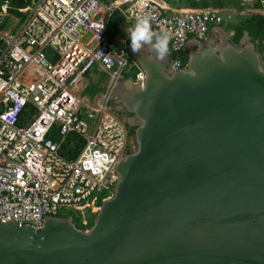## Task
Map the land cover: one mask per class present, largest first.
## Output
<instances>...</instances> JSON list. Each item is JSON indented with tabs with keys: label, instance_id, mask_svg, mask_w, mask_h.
<instances>
[{
	"label": "water",
	"instance_id": "water-1",
	"mask_svg": "<svg viewBox=\"0 0 264 264\" xmlns=\"http://www.w3.org/2000/svg\"><path fill=\"white\" fill-rule=\"evenodd\" d=\"M227 35L180 70L128 39L146 79L110 95L135 128L114 195L88 232L0 219V264H264V47Z\"/></svg>",
	"mask_w": 264,
	"mask_h": 264
},
{
	"label": "built area",
	"instance_id": "built-area-1",
	"mask_svg": "<svg viewBox=\"0 0 264 264\" xmlns=\"http://www.w3.org/2000/svg\"><path fill=\"white\" fill-rule=\"evenodd\" d=\"M13 1L3 0L0 8V219L35 229L48 217L74 223L73 215H61L67 208L88 232L102 203L114 195L116 167L133 147L127 123L110 106L111 92L128 66L136 70L130 82L143 86L146 79L126 50H112L110 16L119 10L135 26L150 15L154 33L170 34L176 70L186 66L182 54L190 37L204 40L224 16L210 8L173 12L160 0H30L21 8ZM239 1L264 12V0ZM17 15L26 18L19 31L3 29V21ZM87 33L91 38L84 43ZM96 65L110 74L111 84L92 101L75 88ZM54 128L56 138H50ZM71 135L82 143L69 159L61 151Z\"/></svg>",
	"mask_w": 264,
	"mask_h": 264
},
{
	"label": "crops",
	"instance_id": "crops-1",
	"mask_svg": "<svg viewBox=\"0 0 264 264\" xmlns=\"http://www.w3.org/2000/svg\"><path fill=\"white\" fill-rule=\"evenodd\" d=\"M123 1L125 0H115L113 2H110V1H106V2L120 3ZM160 2L164 6L170 8V10L173 12L194 11V10L210 8V9L218 11L223 16L231 17V19H229L230 22H228L227 25L223 23L220 26H213L204 40H201V41L196 40L194 37L191 36L189 40V44L186 46L183 52V55H182V58H187V59L189 58V55L192 54L193 51L197 50L204 41H206L207 43H210L211 45H214V47H219L222 45L224 39L228 38L227 33L230 35L231 39H234L235 35L232 36V32L235 33L234 26L241 24L248 17H251L252 15L258 13L256 12V10H251L247 6H244L239 0L203 1L204 2V6H202L203 8L199 6L194 0H160ZM205 3H208V5L205 6ZM133 27H134L133 25L125 23V32L127 34L128 39L130 38L129 37L130 29H132ZM128 39H127V42H126V38L124 37H119L117 39L118 43L127 45L126 51L128 50V42H129ZM130 60L137 64L136 61L132 59ZM101 71H105V70L100 65H96L92 69V71H90L87 75H85L82 78V80L79 82L77 87L75 88L76 94H78L80 97L89 98L92 101H96L97 99L101 98L107 92L111 84L110 79L108 82H104V83L100 82L98 72H101ZM128 84H129L128 87H130V89H132L133 87L134 88L137 87V85H135L133 82H129ZM110 103L113 104V108L114 107L115 109L119 108V105H115L112 102V100L110 101ZM117 113L116 114L120 116L125 122H126V119L131 116V115L127 116V115L121 114L119 111H117Z\"/></svg>",
	"mask_w": 264,
	"mask_h": 264
},
{
	"label": "trees",
	"instance_id": "trees-1",
	"mask_svg": "<svg viewBox=\"0 0 264 264\" xmlns=\"http://www.w3.org/2000/svg\"><path fill=\"white\" fill-rule=\"evenodd\" d=\"M30 0H14L13 5L15 7H24L28 4ZM108 1V0H105ZM199 6H204L203 1L208 0H194ZM208 3H205V6H207ZM203 8V7H202ZM12 13L16 12L14 10H11ZM125 19L119 10H115L112 15L110 16L108 20V36H109V42L112 47V50L116 53H121L123 50H126L127 45L126 44H120L117 42V39L119 37L126 38L127 42V34L125 32ZM235 31V37L234 42L240 43V40L242 39L244 32L248 31L250 36L254 39V41L258 42L259 49L263 50V42H264V13L259 11L257 14L252 15L251 17H248L244 22L241 24L234 26ZM184 64H187L188 59L183 58ZM57 129L54 128L53 132L49 134L50 138H56ZM82 140L76 135H71L69 137L68 142L63 146L61 154L63 156H66L69 159L77 157V155L80 152ZM74 223L79 229H84L81 225L80 221L78 219H74ZM93 226L94 222L91 223Z\"/></svg>",
	"mask_w": 264,
	"mask_h": 264
},
{
	"label": "clouds",
	"instance_id": "clouds-1",
	"mask_svg": "<svg viewBox=\"0 0 264 264\" xmlns=\"http://www.w3.org/2000/svg\"><path fill=\"white\" fill-rule=\"evenodd\" d=\"M95 3V0H93ZM152 17L145 14L137 19L135 26L130 29L129 37L133 53H140L144 46H150L159 61L170 55V34L166 31L154 33L151 24Z\"/></svg>",
	"mask_w": 264,
	"mask_h": 264
},
{
	"label": "rangeland",
	"instance_id": "rangeland-1",
	"mask_svg": "<svg viewBox=\"0 0 264 264\" xmlns=\"http://www.w3.org/2000/svg\"><path fill=\"white\" fill-rule=\"evenodd\" d=\"M108 1L113 2L115 0H108ZM2 3H3V0H0V8H1V4ZM17 16L18 17H16L15 19L8 18L7 20H4L3 23H2V25L4 26L3 29H5L7 31L11 30L14 34H16L19 31V29L21 28V26L23 25V23H24V21L26 19L25 16H23V15H17ZM17 18H18V22H17ZM228 22H230V20L228 19V16H224V24L227 25ZM16 24H17V26H16ZM90 38H91V34L90 33L85 34L83 42L86 43ZM127 59L129 60V63L132 64V61L128 57H127ZM135 72H136V70L132 71L130 69V66H128V67H126L124 69L125 77L127 79H130V80H134ZM98 76H99L100 82H102V83L108 82L109 79H110V75L107 72H105V71L98 72ZM110 106L112 107L113 111L115 113H117V110L115 109V107L113 108V104L112 103H110ZM96 120H97V118L95 117V119L92 120V123H95ZM92 131H93V129L91 128L89 133H92ZM61 215L62 216H71V215H73L75 219H79V214L75 213L72 209H67V208L63 209L61 211Z\"/></svg>",
	"mask_w": 264,
	"mask_h": 264
},
{
	"label": "flooded vegetation",
	"instance_id": "flooded-vegetation-1",
	"mask_svg": "<svg viewBox=\"0 0 264 264\" xmlns=\"http://www.w3.org/2000/svg\"><path fill=\"white\" fill-rule=\"evenodd\" d=\"M261 52H263V50ZM128 131H129V138H130L131 143L133 144V147H130L128 149V151L126 152V155L132 153L135 150V128L132 126L131 127L128 126Z\"/></svg>",
	"mask_w": 264,
	"mask_h": 264
}]
</instances>
